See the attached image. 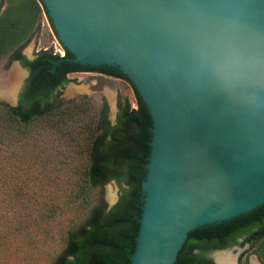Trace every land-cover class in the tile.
Instances as JSON below:
<instances>
[{
	"label": "water",
	"instance_id": "95a60500",
	"mask_svg": "<svg viewBox=\"0 0 264 264\" xmlns=\"http://www.w3.org/2000/svg\"><path fill=\"white\" fill-rule=\"evenodd\" d=\"M39 1L59 73H121L148 112L129 264H179L195 235L264 213V0Z\"/></svg>",
	"mask_w": 264,
	"mask_h": 264
},
{
	"label": "trees",
	"instance_id": "16d2710c",
	"mask_svg": "<svg viewBox=\"0 0 264 264\" xmlns=\"http://www.w3.org/2000/svg\"><path fill=\"white\" fill-rule=\"evenodd\" d=\"M0 60L19 59L23 67L29 70L26 94L20 95L19 107L0 105V126L17 122L18 126H27L38 122L48 127L50 119L59 127L68 119L69 111L76 108L73 101L60 105L52 104L39 108L44 102L42 93H48L69 80L66 73L89 69L107 76L126 81L134 95L135 108L128 101L118 98L114 123L110 125L105 117V109H100L92 125L85 123V162L79 177L77 188L69 195L71 221H81L69 228L63 235V250L49 264H129L138 231L141 213L140 184L145 176L146 158L149 155L151 140V121L140 97L121 74L110 69L67 66L61 73L58 64L71 63L65 51L62 58L52 55L49 50L40 51L30 62L23 60L19 49L28 41L37 28L44 6L39 0H0ZM49 22V21H48ZM54 33V32H53ZM95 69V70H94ZM38 87V88H37ZM26 110H19L20 107ZM66 114V117H64ZM20 126V127H21ZM109 181L119 188V196L114 205L107 208L101 193L93 200V190L101 188ZM261 221L258 225V221ZM253 227L258 234L249 233ZM248 233V239L255 241L261 237V257L264 263V213L254 221L240 220L198 235H195L179 264H213L206 254L212 250H223L231 246H240L236 239ZM256 235V236H255ZM255 253L256 243L251 244Z\"/></svg>",
	"mask_w": 264,
	"mask_h": 264
},
{
	"label": "rangeland",
	"instance_id": "374dc122",
	"mask_svg": "<svg viewBox=\"0 0 264 264\" xmlns=\"http://www.w3.org/2000/svg\"><path fill=\"white\" fill-rule=\"evenodd\" d=\"M58 45L42 12L37 28L20 51L30 58L37 50L52 53ZM14 67L21 73V82L24 73L14 62L6 64V58L0 60V75ZM66 78L69 81L55 92L53 100L60 105L73 101L79 112L69 111L62 127L56 128L53 119L48 127L38 122L0 126V264H49L63 250L64 233L82 221H71L74 201L69 197L77 188L86 160L87 137L81 127L92 125L103 108L107 121L113 124L118 98H125L130 108H135L133 91L122 79L100 73ZM72 87L83 89L73 95ZM3 101L0 105H8ZM119 191V186L109 181L93 190L92 202L100 192L106 205L109 201L114 205ZM231 252L238 257V251ZM253 253L251 250L249 260H255Z\"/></svg>",
	"mask_w": 264,
	"mask_h": 264
},
{
	"label": "flooded vegetation",
	"instance_id": "af4514ba",
	"mask_svg": "<svg viewBox=\"0 0 264 264\" xmlns=\"http://www.w3.org/2000/svg\"><path fill=\"white\" fill-rule=\"evenodd\" d=\"M40 51L41 50H37V51H35V53L33 54V55H31V57L29 58V57H27V56H25L24 54H22L21 53V51H20V49H19V51H18V54L20 55V56H22L23 57V60L24 61H26V62H30V61H32L33 59H35L36 57H37V55L40 53ZM11 62H14L15 63V65H16V67L17 68H19V70L20 71H22L23 73H24V78H23V80L20 82V85H19V87H18V89H17V92H16V94H15V99H14V105H9V104H11V102H12V95H11V102H9V101H7V100H4V101H6V103L8 104V105H6V106H8V107H12V108H18L19 107V100H20V95L22 94V93H25L26 94V90H28V88H29V86H27L26 85V79L29 77V70L26 68V67H23L22 65H21V63H20V60L19 59H12V60H6V64H9V63H11ZM15 68V67H14ZM95 70V69H94ZM11 72V71H10ZM10 72L9 73H7V74H5L4 76H7V75H9L10 74ZM86 74V73H97L96 71H90L89 69H83V71H71V72H69V73H66V75L65 76H68V75H74V74ZM101 74V73H100ZM0 76H2V75H0ZM19 82V81H18ZM63 86V85H62ZM62 86H58V87H56L55 88V90L54 89H52L51 90V92L50 93H48V90H45V91H43V95H42V97H43V99L45 100L44 102H39V108H43L45 105H48V104H52L53 103V98H54V94H55V92L56 91H58V89L59 88H61ZM38 88V87H37ZM13 93V92H12ZM115 108H116V104H115ZM20 111L21 110H26V107H20V109H19ZM115 113H116V111H115ZM114 118H115V115H114ZM113 118V119H114ZM114 121V120H113ZM114 123V122H113ZM110 125H111V123H110ZM260 223H261V221L259 220L258 221V225H260ZM252 232H255V234H258L259 235V233H258V228L257 227H253L252 229H250L249 230V233H252ZM248 233L246 232V233H244V234H242L241 235V237L240 238H238V239H236V241L237 242H241V245L240 246H238V247H240V249H239V254H238V257H239V259H238V257H236V264H252V261L254 260V259H251V260H249L248 259V257H249V253H250V251H251V244L252 243H256V248H254L255 249V253H253L254 254V257H255V263L256 264H264L263 263V259H262V257H261V253H260V251H261V248H260V243H261V237H258V235H257V239L255 240V241H253V240H249L248 239ZM256 236V235H255ZM236 245H234V246H231L230 248H232V247H235ZM224 250V249H223ZM214 251H217V250H212V251H210V252H208L207 254H206V257L208 258V259H210L211 260V262L213 263V260L209 257V255L211 254V253H213ZM241 261V262H240ZM235 262V261H234ZM214 264V263H213Z\"/></svg>",
	"mask_w": 264,
	"mask_h": 264
},
{
	"label": "bare ground",
	"instance_id": "6f19581e",
	"mask_svg": "<svg viewBox=\"0 0 264 264\" xmlns=\"http://www.w3.org/2000/svg\"><path fill=\"white\" fill-rule=\"evenodd\" d=\"M21 78V73L14 68L11 70L10 74L7 76H0V100H7L11 102V95L13 92L14 85ZM73 88V87H72ZM83 88H73L71 90L73 95L77 92H81ZM213 260L216 264H235V255L231 252H221L216 253L213 256ZM252 264H256L255 261H252Z\"/></svg>",
	"mask_w": 264,
	"mask_h": 264
},
{
	"label": "built area",
	"instance_id": "2783aa9c",
	"mask_svg": "<svg viewBox=\"0 0 264 264\" xmlns=\"http://www.w3.org/2000/svg\"><path fill=\"white\" fill-rule=\"evenodd\" d=\"M52 55H56L59 58H62L64 55V50L62 47L58 45V49L54 48V51L52 52Z\"/></svg>",
	"mask_w": 264,
	"mask_h": 264
}]
</instances>
